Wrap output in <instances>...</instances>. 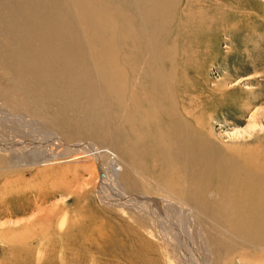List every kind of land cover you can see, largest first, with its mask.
Wrapping results in <instances>:
<instances>
[{
    "label": "bare ground",
    "instance_id": "6f19581e",
    "mask_svg": "<svg viewBox=\"0 0 264 264\" xmlns=\"http://www.w3.org/2000/svg\"><path fill=\"white\" fill-rule=\"evenodd\" d=\"M182 3L0 0V100L17 114L44 116L71 136L68 139L85 135L114 147L115 152L91 144L93 148L83 152L94 162L102 159L108 167L106 175L121 187L125 200L144 202V216L156 219L153 207L164 206L166 211L171 208L204 220L203 224L211 221L209 229L205 225L204 248L214 264H229L234 257L264 261V223L258 218V214L264 217V182L256 181V173L248 169L251 160L243 165L246 155L242 159L229 149L212 146L201 118H194L197 103L189 98L194 95L177 89L188 81L186 70L196 69L189 40L177 38L185 34L181 25L191 21L190 11L201 7L199 0H187L184 8ZM114 139L118 146L110 142ZM146 159L157 162L147 172L142 165ZM181 168L184 176L179 174ZM209 168L219 176L213 210L196 186L199 174ZM179 179L186 185H178ZM140 186L154 194L135 191ZM125 200L121 202L126 204ZM248 202L251 205L243 206ZM231 219L253 228L238 230L249 239L236 247L225 240L241 239L232 233V226L222 223ZM127 224L120 228L121 253L130 264H147V255L134 249V242L144 239Z\"/></svg>",
    "mask_w": 264,
    "mask_h": 264
},
{
    "label": "rangeland",
    "instance_id": "374dc122",
    "mask_svg": "<svg viewBox=\"0 0 264 264\" xmlns=\"http://www.w3.org/2000/svg\"><path fill=\"white\" fill-rule=\"evenodd\" d=\"M182 1L184 8L187 0ZM199 2L201 7L190 11L191 21L181 25L185 34L177 38L189 40L188 52L196 61V69L186 70L188 81L183 79L185 87L180 85L177 89L180 94L194 95L189 97L197 103L193 107L194 118H201L212 146L229 149L242 159L246 155L243 165L251 160L248 169L262 183L264 0ZM39 117L17 114L0 100V264H130L119 248V240L124 238L120 232L122 223L132 224L128 230L144 239L137 244L135 241L134 249L147 255V264H214L204 248L205 225L209 229L211 221L203 224L204 220L202 223L171 208L166 211L164 206L162 210L153 207L156 219L144 216V202L138 197L135 201L125 200L121 187L106 175L109 171L102 159L94 162L83 152L93 148L91 144L105 145L115 152L114 147L85 135L68 139L71 136L57 125ZM110 142L118 146L117 140ZM98 151L102 152L100 148ZM156 163L146 159L142 165L147 172ZM179 174L184 176V168L179 169ZM218 183V172L213 168L200 173L196 181L212 210L218 201ZM177 184L185 186L186 182L179 179ZM160 185H165L164 180H160ZM135 191L154 194L142 186L135 187ZM124 200L126 204L122 203ZM249 205L250 202L243 206ZM220 207L226 209L227 205L221 203ZM141 216L145 217L141 220L143 225L136 222ZM258 218L264 223V217L258 214ZM222 223L232 226V233L241 238L225 239L235 247L239 241L245 243L243 240L249 239L248 234L240 235L238 230L253 229L238 220ZM247 259L234 257L229 264H264Z\"/></svg>",
    "mask_w": 264,
    "mask_h": 264
}]
</instances>
